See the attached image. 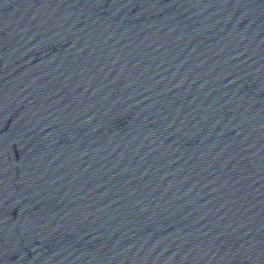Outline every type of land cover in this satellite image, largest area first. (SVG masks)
Wrapping results in <instances>:
<instances>
[{"label":"water","instance_id":"1","mask_svg":"<svg viewBox=\"0 0 264 264\" xmlns=\"http://www.w3.org/2000/svg\"><path fill=\"white\" fill-rule=\"evenodd\" d=\"M0 264H264V0H0Z\"/></svg>","mask_w":264,"mask_h":264}]
</instances>
